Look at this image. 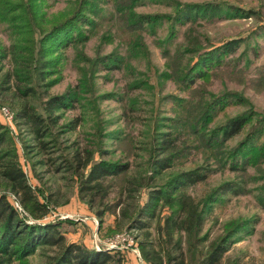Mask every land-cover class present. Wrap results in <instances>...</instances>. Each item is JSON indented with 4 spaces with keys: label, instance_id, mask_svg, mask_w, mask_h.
Instances as JSON below:
<instances>
[{
    "label": "trees",
    "instance_id": "obj_1",
    "mask_svg": "<svg viewBox=\"0 0 264 264\" xmlns=\"http://www.w3.org/2000/svg\"><path fill=\"white\" fill-rule=\"evenodd\" d=\"M71 2L69 12L50 15L47 0H0V24L13 38L8 47L0 48V60L9 55L11 64V71L0 81V105L9 108L15 125L26 132L19 135L18 144L0 121V264H33L29 258L38 251L44 255L38 264H131L119 250L67 240L66 226L73 224L68 218L46 220L53 208L69 202L68 197L57 199L53 185H46L51 177L59 180L60 172V178L76 187V196L99 220L98 230L105 216L113 215L114 227L108 233L124 228L141 231L137 246L147 264H239L237 258L223 261L224 255L240 236L250 234L255 219L230 222L213 239L203 225L228 193L249 191L246 180L228 178L198 199L188 189L214 172L244 176L249 166L264 163V112L248 108L219 121L230 106L246 99L234 91L207 90L211 78L225 72L222 67L228 55L246 38L202 45L197 36L191 39L190 28L186 49L178 47L172 53L164 48V68L155 72V80L161 87L172 82L177 92H154L150 75L142 73L125 85L122 95H95L94 79L104 71H133L132 60L148 53L144 32L156 35L164 23L168 34L157 41L161 46L177 27H193L199 18H247L255 12L226 1H176L168 13H139L136 7L143 3L139 0ZM99 33L102 42L117 46L91 58L82 49ZM68 48L76 51L80 77L64 92L50 94L63 77L66 58L62 53ZM142 86L151 90L152 99L147 123L142 122L144 138H139L133 115L138 101L130 94ZM38 94L42 99L32 101ZM98 99L119 102L124 129L109 128L110 121L98 109L66 117L67 112L83 110ZM255 119L250 132L235 145L227 144ZM80 124L87 125L83 141L64 144L60 138ZM58 150L61 154L54 157ZM40 154L47 157H37ZM132 156L140 159L137 165L130 161ZM27 164L29 175L43 187L32 185L24 169ZM165 171L170 172L161 179ZM258 189V202L264 207V183ZM154 220L155 238L149 229Z\"/></svg>",
    "mask_w": 264,
    "mask_h": 264
},
{
    "label": "rangeland",
    "instance_id": "obj_2",
    "mask_svg": "<svg viewBox=\"0 0 264 264\" xmlns=\"http://www.w3.org/2000/svg\"><path fill=\"white\" fill-rule=\"evenodd\" d=\"M47 14L52 15L59 13H67L72 7L73 3L71 1L76 0H47ZM102 1H115V0H102ZM143 1L142 4L136 7V11L139 13H154V12H172L174 10L173 6L176 1L181 3H203L209 1H226L234 5H238L245 9H252L255 12V15L247 18H230V19H219L215 18L213 20L207 21L205 19H198L193 27H190L189 24L184 26H179L176 29L175 35L165 43L163 46L159 45L157 41L161 38L167 36L168 34V25L164 23L159 26L157 29L156 35L149 34L144 32V42L147 46L148 53L145 57H139L133 59L132 69H122L121 71H111L107 73L106 71L101 72L102 76L96 77L94 80L96 82L95 95L105 92H115L117 95H122V92L125 89V85L131 84L134 78H139L142 73H145L150 79L154 88V92H159L160 89L163 93L166 92H177L175 90L174 84L172 82H166L164 85H161L155 80V72L163 69L165 58L162 51L164 48L168 49L170 52H174L176 48L184 50L189 45L188 43V32L190 29L191 39H194L196 36L199 38L202 45L207 42L211 44L218 45L221 42H224L233 38H246L242 44H240L237 51L228 55L225 64L223 65V71L217 72V74L211 78V83L207 85V90L213 93H218L220 91H234L239 93L244 97L245 102L239 105L230 106L225 112L224 115L219 116V121L225 120L227 116H232L246 109H253L259 113L264 112V0H139ZM188 29V31H187ZM100 33L96 36L91 37L88 42L83 47L84 53L93 58L96 55H104L113 51L117 44H106L101 41L99 37ZM13 38H11L10 32L4 25L0 24V48L8 47ZM63 58H66L63 69V77L59 83L50 88V94H59L64 92L68 86H74L77 84L80 77L74 62L76 57V51L72 48H68L62 53ZM187 58V56H186ZM11 71V64L9 62V55L6 56L2 61L0 60V81L2 75ZM100 73V72H99ZM105 75H107L106 78ZM143 77V76H142ZM12 79L10 80V89L13 90ZM146 87V86H145ZM151 90L149 88H141L133 90L130 94L134 96L137 103V110L134 112L135 122L134 129L136 133L140 136L139 138H144L142 133L145 132V124L147 123L148 116L150 114L151 107ZM1 97V95H0ZM91 97V96H90ZM129 98V97H128ZM42 99L41 95H37L32 99V101L38 102ZM125 100L127 98L125 97ZM7 108L4 105H0V121L7 125L13 136L16 139V143L20 144L19 135L26 132L23 128H18L15 125V122L12 116L10 118L6 117L4 114L3 108ZM9 110V108H7ZM98 109L102 114L103 119L109 120V128L124 129L123 120L120 117L121 106L119 102L114 99L109 100H96L95 103L85 107V109H80L77 107L76 112H67L66 117H72L76 113L84 112L85 114L90 113L89 110ZM10 111V110H9ZM11 113V112H10ZM12 115V113H11ZM218 121V122H219ZM254 121V122H253ZM250 123H247L243 129L236 136L227 141L229 146L235 145L239 140H241L247 132H250L252 128L256 125L257 120H253ZM144 122V123H142ZM144 126V128H143ZM87 125L80 124L74 132L66 133L60 139L65 140L64 144L67 145L71 141L78 139L83 141L85 130ZM60 140V141H61ZM111 148V146H109ZM61 152L58 150L56 155H60ZM114 156V155H113ZM118 153L114 157H117ZM37 157H47L40 154ZM130 161L137 165L140 161L136 156H132ZM201 160H197L196 163ZM189 165L182 166V168L187 169ZM48 168V167H47ZM25 171L27 172L30 181L33 186L43 187L42 184L34 179L31 172L30 165L27 164L24 166ZM50 169V168H48ZM177 170V169H174ZM171 171V170H170ZM170 171H165L161 179H165V174ZM32 173V172H31ZM62 172L57 174L59 180L54 181V177H51L47 181L48 185H53L50 187L52 190H56L60 198V201H64L67 197L69 202L64 203L63 205L53 208L51 214L46 217V220H55L68 218L73 222L72 225H67L68 229L66 233V239H76V241H82L88 246H105V242L112 236L122 233L125 236H129L128 239H132L133 248H136L138 241L141 239L139 235L140 230L136 229H122L120 231H115L108 233V228H113L114 217L113 215H106L103 223L101 224V229L98 230L99 220L91 211L87 204L82 202L75 194L76 187H73V184H69L65 179L60 178ZM66 175V174H64ZM235 172L229 171H219L214 172L211 176L203 183L196 184L191 186L188 191L196 199L200 198L205 192L211 190L214 186L218 185L222 181L232 178L239 181L238 177L242 180H246V187L249 189L247 193L241 195H233L228 193L223 197L222 201L219 203V206H216L213 209L211 215L207 217L203 225V231L208 232V238L213 239L218 236L230 222H235L245 218H253L254 226L250 234L240 236L237 241L232 244L230 249L225 253L223 261H226L228 258H237L239 264H264V207H262L258 202V196L260 194L259 187L264 183V163H261L259 166H249L246 174L237 176ZM251 177H253L251 179ZM240 182V181H239ZM72 185V186H71ZM53 190V191H54ZM141 200L145 198V193H142ZM14 203L20 208L17 200L14 196ZM21 211V210H19ZM91 219L92 225L87 224L88 220ZM155 220L151 223L149 228L152 232V237L155 238L156 234L154 232ZM226 225V226H225ZM127 242V241H125ZM126 253L123 254L124 259L131 264H147L141 257V261H137L136 257L132 255L130 250L125 249ZM31 263H41L44 261V255L41 251L36 252L30 258Z\"/></svg>",
    "mask_w": 264,
    "mask_h": 264
},
{
    "label": "built area",
    "instance_id": "obj_3",
    "mask_svg": "<svg viewBox=\"0 0 264 264\" xmlns=\"http://www.w3.org/2000/svg\"><path fill=\"white\" fill-rule=\"evenodd\" d=\"M3 111L6 117L10 118L9 116H12L10 111L7 108L4 107ZM128 238L129 236H125V234L118 233L112 236L111 238H109L108 240H106L105 242L107 243V245H105L104 247L105 249L119 250L122 254L126 253L125 249H128L131 251L130 253L136 257L137 261H141V254H140L138 247L133 248V245H131L133 241L132 239H128ZM94 247L97 249L100 248L99 245H94Z\"/></svg>",
    "mask_w": 264,
    "mask_h": 264
},
{
    "label": "crops",
    "instance_id": "obj_4",
    "mask_svg": "<svg viewBox=\"0 0 264 264\" xmlns=\"http://www.w3.org/2000/svg\"><path fill=\"white\" fill-rule=\"evenodd\" d=\"M87 224H88L89 226L92 225V221H91V219L88 220ZM70 241H76V239H70Z\"/></svg>",
    "mask_w": 264,
    "mask_h": 264
}]
</instances>
